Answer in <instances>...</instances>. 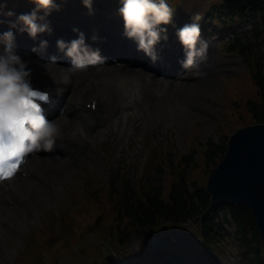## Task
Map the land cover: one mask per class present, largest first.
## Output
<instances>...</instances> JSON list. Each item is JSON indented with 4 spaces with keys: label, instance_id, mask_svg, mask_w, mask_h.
Wrapping results in <instances>:
<instances>
[{
    "label": "clouds",
    "instance_id": "1",
    "mask_svg": "<svg viewBox=\"0 0 264 264\" xmlns=\"http://www.w3.org/2000/svg\"><path fill=\"white\" fill-rule=\"evenodd\" d=\"M35 5L28 12L19 13L12 25L0 33V159L9 162L21 161L27 154L51 151L65 135L67 117L64 113L49 118L41 101H47L49 94L33 86L34 68L32 60L25 58L15 44L14 28L26 31L33 39L39 33L51 32L52 27L47 16L53 9H59L57 0H33ZM89 12H93V0H83ZM118 13L123 17V35L135 41L138 51L150 57L152 62L160 60L157 45L169 38L168 25L173 24L175 8L169 0H120ZM8 15H13L8 10ZM200 16H194L190 22L176 29V35L183 45L184 56L180 64L187 71H195L207 59V40L202 36ZM3 22V21H0ZM78 36L71 40L57 38L58 48L71 58L72 64L59 65L63 69L62 81L69 83L79 70L88 64L106 60L99 47H92L86 41L85 33L74 27ZM93 40L97 39L93 35ZM49 41L40 40L37 48L47 47ZM53 55L44 62L45 67L57 64ZM83 132V128H80Z\"/></svg>",
    "mask_w": 264,
    "mask_h": 264
},
{
    "label": "rangeland",
    "instance_id": "2",
    "mask_svg": "<svg viewBox=\"0 0 264 264\" xmlns=\"http://www.w3.org/2000/svg\"><path fill=\"white\" fill-rule=\"evenodd\" d=\"M192 7H197L199 9L201 5L199 2L192 3ZM217 76V75H216ZM240 77L244 78L242 80L237 79V82L233 78H226V80H223L220 76H217V79L214 82V85H212L211 89H206V91H199V89H194V93H190L186 95L185 97L181 98L180 100L187 103L189 106L188 109H181L179 104L173 101V98L170 96L166 95V98L162 101L164 103H160L159 106L162 105H167L172 107L171 109V116L165 118L161 123L160 127L154 131H150V136L149 139L146 140V145L152 146L154 142H156V139H160L163 136H166L167 132L170 131L169 126H174V130L177 128L178 124L181 122H184L189 128H187V133L190 135L192 133L193 135V141H195L194 145L198 149V153L196 155V163L198 166L192 170L191 172V177L194 179H197L199 182H204L206 177H207V170L212 168V165L207 166L204 161V154L205 152V144L209 138L215 140L216 142H219L221 140H226L227 135L233 130V127L228 124V122L225 120L226 117L233 118L237 120V122L241 123L242 119L247 118V113L244 110V102L245 99L247 100L248 97L250 96H256V87L253 84V82L250 80L249 76H245L244 73L240 72ZM85 82V81H83ZM189 92V91H188ZM236 99H241L237 100ZM235 102H240L242 104V109H236L232 110L231 106H233V103ZM172 105V106H171ZM201 108V109H199ZM204 108V109H203ZM194 109H197L195 111ZM164 111L165 108H161L159 111ZM198 113V114H197ZM248 121V118H247ZM179 122V123H178ZM246 123V122H244ZM243 124V123H242ZM171 132V131H170ZM169 132V133H170ZM197 132L198 134H196ZM172 135V133L168 134ZM180 131L177 130L176 133H174V137L176 138L175 144L169 143L167 145V150H170L172 146H176V148L179 151H184V149L188 145V140H185L184 138L182 139L179 137ZM139 137V141H138ZM140 138H143V140L140 142ZM152 140V141H151ZM145 139L143 135L136 134L134 138L130 141V150L128 149L127 144H122L121 140H118L115 144H106L103 146V150L106 153L105 159L109 162L115 165L118 168L126 165H130L133 161V156H135L141 148L140 146L143 145ZM160 141V140H159ZM159 141H157L159 143ZM202 141H205V143L202 144ZM191 143V142H190ZM199 146V148H198ZM165 141H162L158 144V148H165ZM196 149V150H197ZM175 150H172L171 152H174ZM178 151V152H179ZM171 152L165 153V156H168ZM177 152V153H178ZM57 164H61L63 170L65 171L66 179L59 178L57 174L58 169H53V170H48L49 173H51L52 178L45 180L44 182H41L39 184L43 186H39V198H38V193L36 190V194L31 196L32 202L26 201V196L23 195V199L21 198V205H18L17 207L22 206L23 209L22 211H25V213L29 212V209L31 207L35 208L39 213L41 218L43 217L44 213H54V210L59 211L58 209V202L54 199H52V194L50 195V190H52L53 187L59 188L60 189V200L66 201L69 199V196L66 193L65 186L67 188H72L75 191L78 190V187L81 185L86 184V179H88L87 176L84 175V170H79L80 168H73L72 165L66 163V162H59ZM108 165V164H107ZM98 168V166H97ZM87 170H89V167H86ZM60 172V170H59ZM112 172V170L107 171H98L97 170V175H95V180L97 182H103L109 176V174ZM63 171L61 175H63ZM52 179V180H51ZM38 185V184H36ZM34 186V189L36 187ZM98 188V187H97ZM33 189V191H34ZM16 208L12 210L14 212ZM65 218L64 214L60 211V216L59 218ZM48 218V216H47ZM70 218V217H67ZM91 220L94 219L90 215L89 217ZM10 219V218H9ZM71 225L77 226L78 231L77 232H71L70 236L73 239V243H77V247L71 251L66 250L64 254V258L60 264H69L68 262H71L72 258L71 256L75 255L73 259V264H78L80 261L83 259L85 260V257L87 254L89 256L95 255L97 253V250H94V245L97 242V239L94 237L93 234L89 233L88 230L89 227L87 225L83 224L82 220V213L78 212L76 215L74 214L73 217L68 220ZM51 230L47 229L48 231H45L46 235L45 237H48L50 235H58L54 234V232L59 231L61 233L64 232V226L63 222L57 223L53 218L50 222ZM22 227L24 228H29V226H26L25 222L22 223ZM2 230H0V234H3ZM141 237V235H137L136 238ZM24 242L21 244H17L16 242H13L11 245L16 246V249L12 252L13 253V258L16 260L17 255H18V250L24 245V243H27L30 239L29 235H25L24 237ZM44 239V238H43ZM135 240V238H134ZM55 242H58L57 245H60L62 247V243L60 242L59 239H55ZM63 241V239L61 240ZM67 243H70L71 240H66ZM79 242H84L85 245L89 247L88 250L81 251L79 254V251L81 250ZM103 244H107L105 241ZM133 244V243H132ZM91 245V246H90ZM99 248V247H98ZM12 250V247L10 248ZM77 251L75 254L74 252ZM20 258L16 261V263H21ZM67 262V263H66ZM0 264H7L1 257H0Z\"/></svg>",
    "mask_w": 264,
    "mask_h": 264
},
{
    "label": "trees",
    "instance_id": "3",
    "mask_svg": "<svg viewBox=\"0 0 264 264\" xmlns=\"http://www.w3.org/2000/svg\"><path fill=\"white\" fill-rule=\"evenodd\" d=\"M227 2L234 11L242 12L246 10L243 0H227ZM256 8H259V6ZM263 74L259 75L261 81L258 80L262 97L261 103L250 102L248 107L250 111L254 112L257 119L264 121ZM224 152L225 148L223 146L209 142L206 151L208 163H214ZM192 157H189L188 160H185L187 158L184 157L185 165H190ZM182 176L183 174L181 176L178 174L176 177L178 180L172 185L169 202L162 197V187L160 185L153 186L151 189L149 187L144 192V197L140 198L141 200H133L127 203L123 210L124 215L140 227H154L160 225L161 222L176 224L181 221L180 219H184L192 213H197L200 210V205L208 204V194L204 188H196L194 193L189 192ZM194 196H197L199 201H196Z\"/></svg>",
    "mask_w": 264,
    "mask_h": 264
},
{
    "label": "water",
    "instance_id": "4",
    "mask_svg": "<svg viewBox=\"0 0 264 264\" xmlns=\"http://www.w3.org/2000/svg\"><path fill=\"white\" fill-rule=\"evenodd\" d=\"M241 135L227 160L210 181L215 201H248L264 217V125ZM252 145L256 148L252 149ZM252 147V148H251ZM264 223V221H263Z\"/></svg>",
    "mask_w": 264,
    "mask_h": 264
},
{
    "label": "bare ground",
    "instance_id": "5",
    "mask_svg": "<svg viewBox=\"0 0 264 264\" xmlns=\"http://www.w3.org/2000/svg\"><path fill=\"white\" fill-rule=\"evenodd\" d=\"M25 58L27 59H30L31 60V56L29 54H25ZM209 60L206 62L208 63ZM204 65H207V64H204ZM32 66L35 67L37 66L35 62H32ZM41 70L39 71H43V70H47L48 72H53V70H60L61 67H58V66H54V65H51L49 67H45L44 65H41ZM83 72H86L85 70H83ZM87 73V72H86ZM35 71L33 72V75H35ZM125 78H132V72H127L125 71L124 75H121V76H117V73L115 71H107L105 72V75L102 79L100 80H91V81H87L83 84V88H82V91H89L87 92L85 95H77L76 96V104H74L72 107L75 108L77 107L78 110L80 109H84V106L82 105V101L83 100H87L86 98L91 96V95H103V96H108V104L107 106L105 107V110H108L110 114H113V111L117 110L118 108H116L113 104H114V101H115V98L118 96V94L120 93V91L123 89V85L122 86H118L116 88H113V89H106V88H102V83L103 81H106V80H109L111 79L112 77H118L117 79L119 78H122L124 77ZM96 77H98V74L96 75ZM141 77V76H139ZM54 80H59L58 76H50V79L48 81V84H50L52 81ZM78 80V79H77ZM148 83H147V87H150L151 84H158V86L160 87L159 90H156V88H154L152 91L149 92V95H154L155 93H160L159 91H163L165 89V87L167 86V83H158V82H155L153 79H147ZM62 83H64L62 81ZM109 85H118V82H115L113 80H111L109 83H107ZM187 89L189 90V94L190 93H194V89H196V86L195 85H190V87H187ZM94 90V91H93ZM139 98L141 99H144L146 98V94L144 93H140L138 95ZM146 101L151 105V108H152V102L150 99L146 98ZM111 102V104H110ZM66 104V101H64L63 105ZM69 106V105H68ZM172 106V105H171ZM173 107V106H172ZM172 107L170 106H167L166 111L167 114H170V112L168 111H171L170 109H172ZM160 109V108H159ZM204 109V108H203ZM110 110L112 112H110ZM153 110H154V115L156 116H162V114H159V111L157 110V104L154 103L153 105ZM103 111V112H104ZM71 120L68 121L67 123H65V127H64V132H65V135L63 136L62 139H60L58 142H68V143H71L72 145H75L77 140L81 137H87L89 136V134H84L82 132H80V127L75 125L70 129V130H67V127L69 126ZM100 125V123L98 124ZM41 154L43 155H39V156H36V157H32V159L29 160V166L31 167L32 165L33 166H36L37 164L41 163L44 161V159H42L44 157V155H46L45 151H40ZM45 153V154H44ZM39 167V165H37ZM22 182H25L27 183V185H20L21 183H16V184H13L14 186V189L17 188L19 185V192H26L28 190V188H30V190L34 189V184L30 181H22ZM36 189H34L35 191ZM35 194H36V191H35ZM31 196V194L28 196V198ZM0 212L3 213V209L0 208Z\"/></svg>",
    "mask_w": 264,
    "mask_h": 264
},
{
    "label": "snow or ice",
    "instance_id": "6",
    "mask_svg": "<svg viewBox=\"0 0 264 264\" xmlns=\"http://www.w3.org/2000/svg\"><path fill=\"white\" fill-rule=\"evenodd\" d=\"M19 161L9 162L6 159H0V176L12 175L14 169L18 167Z\"/></svg>",
    "mask_w": 264,
    "mask_h": 264
}]
</instances>
